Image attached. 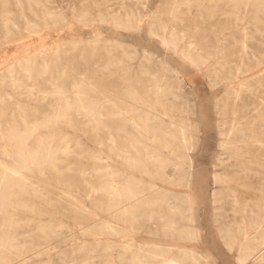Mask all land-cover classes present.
I'll use <instances>...</instances> for the list:
<instances>
[{"label": "rangeland", "instance_id": "obj_1", "mask_svg": "<svg viewBox=\"0 0 264 264\" xmlns=\"http://www.w3.org/2000/svg\"><path fill=\"white\" fill-rule=\"evenodd\" d=\"M245 1L0 0V130L5 133L10 124L19 123L20 136H24L22 154L27 161L23 187L35 189L40 196H49L63 213L72 200L79 198L78 204L95 214H87L80 227L64 219L67 224L57 228L59 234H64V240L41 242L32 252L11 257L8 264L69 262L73 247L94 243L87 235L105 222L130 232L127 223L114 219L113 209H100V202L107 201L108 191L104 192V187L109 184L108 177L101 174V167L125 171L122 159L131 156L128 138L137 135L129 123L116 129L118 123L110 113L115 109L114 101L122 106L116 98L128 87L141 91L139 78L144 81L147 75L157 74H164L179 95V99L173 101L176 109L190 108V119L199 125L197 148L190 153L194 163L190 190L158 182L175 192H190L197 235L194 237L193 228L187 229L181 223L165 234L163 229L146 222L134 233H122L121 239L113 238L119 244L138 243L141 249L134 250L135 255L128 252L121 257L118 251L122 249L97 247L86 264H113L111 258L115 259V264H158L167 257L185 264H264V244L254 230V238L243 239L239 224L232 216V201L227 196L228 186L238 189L240 202L245 198L255 200L254 211L248 212L264 216L261 207L264 203V78L261 86L254 84L252 91H243L237 97L235 82H231L229 75L233 64L219 68L215 59L204 61L198 57V51L204 55L215 54L224 47L228 55L233 54L228 60L236 61L245 42V51L261 57V68H264V0H257L260 6L256 5V0H251L248 6ZM27 26L37 33L28 34ZM30 58L38 67L49 63L50 70L37 82L22 78V88L4 79L8 64ZM251 61L249 65L253 66ZM12 71L16 77L20 75L18 67ZM75 83L88 89L86 93H79V97L97 104L99 115L92 118L76 107L59 106L58 91L64 93L68 104L75 105ZM22 109L28 115L29 127L36 126L26 134L23 131L28 128L20 126ZM59 113L70 118L59 119L56 117ZM234 118L239 121L238 137L259 138L261 143L250 146L248 154L240 160H226L225 166L215 167L217 157L225 154L221 148L224 142L221 133L230 128ZM42 123L47 126L40 127ZM39 138L44 144L36 168L30 159L38 149ZM6 145L7 155L1 152L0 146V161L14 166L17 159L13 153L14 141H7ZM54 160L61 164V174L66 181L75 177L80 180L76 191L69 192L60 186L67 192L60 194L56 175L49 171ZM36 169L41 172L30 175ZM215 176L221 181L215 182ZM174 178L172 175L169 180ZM229 180L230 185L226 182ZM0 195L9 201L7 219L14 214L21 215L19 237L25 241L35 233L33 213L16 212L11 205L14 201L11 191L5 187ZM215 196H224V201L215 202ZM240 207L236 209L241 210ZM66 255L69 258L65 259Z\"/></svg>", "mask_w": 264, "mask_h": 264}, {"label": "bare ground", "instance_id": "obj_2", "mask_svg": "<svg viewBox=\"0 0 264 264\" xmlns=\"http://www.w3.org/2000/svg\"><path fill=\"white\" fill-rule=\"evenodd\" d=\"M250 1L251 0H246L245 5L248 6ZM256 3L257 6L261 5L257 0ZM13 28L17 29V26L13 25ZM6 29L11 31L9 26H6ZM165 29L166 26H164V30ZM25 30L28 34L37 33V31L30 26H27ZM193 43V41H190V44ZM243 43L244 50L240 53L236 61L228 60L233 54L228 55L224 47L218 49L215 54H205L207 57L198 51L199 59L204 61L215 59L216 66L219 68L233 64V68H229L231 70L229 75L231 82H235L237 97L243 91H252L251 88L254 84L261 86V79L264 78V68H261L263 63L261 62V57L256 54H249L248 51H245L247 47L245 42ZM249 56L251 58H249ZM251 60L254 62L253 66L249 65V63L252 62ZM7 67V72L3 74L4 79H10L13 85L22 88L24 86L22 78L26 77L37 82L45 72L50 70L51 65L45 63L43 67H38L33 64V60L30 58L23 62L16 59L8 64ZM16 67H18L20 71L18 77L12 75V70L16 69ZM247 73L251 74L245 75ZM145 74L147 75L148 72H145ZM4 79L2 80L3 82ZM138 82L142 84L141 91L136 88L133 89L132 87H128L123 94L116 98L122 106H118L117 102L114 101L113 105H115V109L110 113V116L118 123L115 126L116 129H122L129 123L132 124L137 132L136 136H132L130 139L128 138L131 144V156L122 159V163L126 170L117 171L110 166L101 167V174L104 175V177H108L109 184L106 188L104 187V192L108 191L107 201L100 202V209H113L114 211L111 213L114 219L127 223L129 225L127 228H129L130 232L127 231L128 229L119 230L117 226L111 225L112 222H105L102 226L98 227V229L87 235L94 239V243L89 246L78 245L73 247L71 252L72 255L69 256L72 259L69 262L65 261L64 264H70V262L71 264H86L89 260L88 258H90V254L97 247L104 246H113L117 247L119 250L122 249L118 251L121 257L128 252L135 255V252H139L141 249L138 243L129 244L126 241L119 244V242L113 241V238L121 239L122 233L123 235L134 233L146 222H151L156 227L163 229L165 234L175 229V227L181 223L182 226L187 229L193 228L195 237L196 219L190 192H175L173 191L174 189L171 190L167 188V186H160L158 182L168 185L171 188L178 187L186 189L187 191L190 190L194 174V163L190 153L197 148L200 134L199 125L190 119V108L183 111L176 109V103L173 101L179 99V95L174 91V87L168 82V78L164 74L147 75L146 80L143 81L142 78H139ZM91 86L92 85H90V87ZM73 87L77 93L75 105L68 104L64 99V93L58 91L59 106L65 109L76 107L77 109L86 111L92 118L99 115V107L97 104L88 102L84 98L79 97L83 92L86 93L85 90L88 89L77 85V83H75ZM19 117L23 122L20 126L28 128V130L24 129L23 134L36 128V126L33 128L29 127L30 121L25 109L21 110ZM56 117L59 119L70 118L69 115L66 116L61 113L57 114ZM238 122L239 121L234 118L230 128L221 133L224 137L221 148L225 150V154H221L217 157L215 167L225 166L226 160H228V162L230 159L240 160L248 154L247 149L250 146L255 144V142L261 143L259 138L238 137L237 135L240 133V129H237L239 125ZM42 126L47 125L42 123L40 127ZM18 127L19 123H14L7 127L5 133L0 130L2 141L0 144V146H2L1 152L7 155V141H14L15 151L13 153L17 156L14 166L7 165L0 161V190L5 187L7 190L11 191L10 196L14 199L11 205L15 207L16 212L19 211V213L22 214H28L29 212L33 213L31 216L35 225V233L30 234L28 238L24 239L25 241L21 240V237H19V229L21 228L19 222L21 215L14 214L11 219H7L6 208L9 201L7 202V199L5 200V197L0 195V217L2 218L0 222V264H8V260H10L11 257L18 258L26 253L32 252L41 242L48 243L54 239L64 240V234H59L57 232V228H63L65 224H67L64 219L70 220L74 225L80 227V224H82L87 214L95 215L94 212L88 211L78 204L79 198L76 199L77 201L72 200L71 205L67 208V212L63 213L58 204L49 196H40L35 189L23 187L24 184H26L22 182L25 181L23 179V169L27 161L24 160L25 157H23L22 154V141L24 136H20L22 131H19ZM145 141L146 145L144 144ZM43 144V140L39 138L37 140L38 149L30 159L32 165L36 168L39 165L38 162L40 161V153L43 151ZM62 147L63 146H61L60 149ZM224 155H226V157L223 158ZM48 157L49 156H47V158ZM55 160L50 166L49 171H51L53 175H56L55 182L57 187L64 186L63 189L69 192L76 191L75 188H77L78 183H81L80 180L75 177L73 179L71 178L69 182L66 181L67 179H65V176L61 174V164H58ZM103 171L105 172L104 174L102 173ZM40 172L41 169H36L35 171H31L30 175H35ZM241 172L244 173V170ZM172 175H174L175 178L169 180ZM220 181L221 179L215 176V182ZM118 182L121 184L117 185ZM226 182L228 185L231 183L230 180ZM30 183H32V181H30ZM60 188V194L61 192H64V194L67 193L63 191L62 187ZM101 189L103 191V185ZM237 191L238 189L228 186L227 196L232 201V216L239 224L240 235L243 239H249L254 238L253 235L257 234L262 244H264V230L260 232L261 229L264 228L262 227V224H264V216L259 217L248 212V210L251 212L254 211L252 204H254L255 200L245 198V201L242 203L239 199V191ZM69 196L72 195L69 194ZM223 199L224 196L216 197L215 202L221 203L224 201ZM262 199L264 201V197ZM238 205L241 206V210L236 209ZM261 207L264 209V203ZM221 208L223 209V206H221ZM34 212H37V214ZM248 213H250V215ZM94 220L97 221V218L94 217ZM253 230L256 231L255 234H252ZM137 248L139 250H137ZM113 255L114 254H112V256ZM67 257L66 255L65 259ZM147 258H145V260ZM111 262L113 264L116 263L114 258H111ZM158 264L185 263L167 257L160 259Z\"/></svg>", "mask_w": 264, "mask_h": 264}]
</instances>
